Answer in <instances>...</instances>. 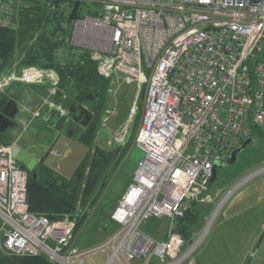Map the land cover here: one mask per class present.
I'll return each mask as SVG.
<instances>
[{
  "label": "built area",
  "instance_id": "2783aa9c",
  "mask_svg": "<svg viewBox=\"0 0 264 264\" xmlns=\"http://www.w3.org/2000/svg\"><path fill=\"white\" fill-rule=\"evenodd\" d=\"M65 1L72 50L88 52L105 78L146 84L135 140L144 157L112 213L116 231L103 245L79 251L75 217L51 220L32 212L29 172L13 158L12 146L0 147V254L84 264L105 251V264H184L205 231L187 242L175 227L162 240L142 227L152 218H183L211 184L215 163L264 124V0ZM10 10L9 4L0 8L4 26L12 22ZM45 79L57 86L52 71L12 70L0 76V93ZM263 173L264 167L238 185Z\"/></svg>",
  "mask_w": 264,
  "mask_h": 264
},
{
  "label": "rangeland",
  "instance_id": "374dc122",
  "mask_svg": "<svg viewBox=\"0 0 264 264\" xmlns=\"http://www.w3.org/2000/svg\"><path fill=\"white\" fill-rule=\"evenodd\" d=\"M58 1L63 11L67 2ZM14 3L17 5L19 0ZM82 9L80 15H85ZM21 56L22 54L19 53L14 56L12 68L20 66ZM43 82L51 101L54 94L49 90L56 86L51 79L28 86L35 92L41 93L40 102L43 99ZM109 83L105 106L102 110L104 121L101 122L100 130L97 132V144L99 148L112 154L113 160L103 182L95 185L94 193L89 198L81 196L76 208L71 212L77 222L73 248L79 251L103 245L116 231L117 226L111 218L112 213L132 182L139 161L144 157V151L135 144V140L143 114L146 84L129 83L121 76L109 79ZM56 88L57 91L61 90L58 86ZM20 89L19 84H14L7 90H11L16 97L24 92ZM40 108L36 104L30 111L20 110L15 118L17 127L9 129L7 135L0 136V147L14 144L27 146L28 149L34 150L33 155L36 158L41 159L37 167L38 171L46 166L53 170L55 176L70 177L81 160L92 151L80 142V134L75 136L66 134L68 126L62 133L49 125H46V130H43V108L41 111ZM262 128L264 124L260 127ZM262 167H264V134L254 130L252 141L238 153L236 162L219 167L215 181L211 182L200 198L189 203V207L194 209L195 214L189 215L190 218L186 219L187 226L184 228V233L179 229L182 224L180 219L171 223L166 218L148 220L142 227L143 231L154 239L162 240L168 238L171 228L175 227L176 233L187 242L193 238L196 239L197 235L205 231L204 240L196 254L184 263L194 264L199 251L209 239L212 228L219 220L224 206L231 202L238 189L255 187L256 182L262 181L264 175L238 184ZM83 189L86 193L87 189L85 187ZM188 235L189 238L186 237ZM104 248L110 250L109 245ZM106 260L107 253L98 251L89 255L84 264H105Z\"/></svg>",
  "mask_w": 264,
  "mask_h": 264
},
{
  "label": "trees",
  "instance_id": "16d2710c",
  "mask_svg": "<svg viewBox=\"0 0 264 264\" xmlns=\"http://www.w3.org/2000/svg\"><path fill=\"white\" fill-rule=\"evenodd\" d=\"M15 1L0 0V8L3 4H9V20H12L7 26L0 23V76L16 68H12V64L14 56L19 53L22 54L21 63L14 70L20 72L25 67L37 66L52 71L58 77L57 86L61 90L70 93L86 90L97 98L99 109H103L109 79L99 74L98 63L91 59L88 52L72 50L66 42L68 33L63 26L68 18L65 9L62 11L60 8V1L19 0L17 5ZM60 33L63 34L61 38L58 36ZM5 98L10 99V94L0 93V101ZM263 129L259 127L255 130L264 134ZM98 131V124L91 125L80 136V142L92 152L81 160L70 177L55 176L53 170L46 166L37 170L35 178L29 175L28 202L32 212L46 215L51 220L73 217L71 212L80 197L89 198L94 193L95 185L103 182L113 155L99 148ZM0 136L4 134L0 133ZM193 210L189 207L180 219V232H185V221L190 218L189 215L195 214ZM0 264L50 263L43 255L0 254Z\"/></svg>",
  "mask_w": 264,
  "mask_h": 264
},
{
  "label": "crops",
  "instance_id": "0c3cea01",
  "mask_svg": "<svg viewBox=\"0 0 264 264\" xmlns=\"http://www.w3.org/2000/svg\"><path fill=\"white\" fill-rule=\"evenodd\" d=\"M19 86L24 92L16 97H25V101H20V110L30 111L39 102L41 93L27 85ZM45 87L43 83V97L47 93ZM7 93L16 98L11 90ZM44 112L43 130L49 125L59 133L64 132L65 126L58 129L51 125L49 115ZM196 260L194 264H264V177L255 187L236 191L231 202L222 209Z\"/></svg>",
  "mask_w": 264,
  "mask_h": 264
},
{
  "label": "water",
  "instance_id": "95a60500",
  "mask_svg": "<svg viewBox=\"0 0 264 264\" xmlns=\"http://www.w3.org/2000/svg\"><path fill=\"white\" fill-rule=\"evenodd\" d=\"M79 4V2L76 3L69 20L75 17ZM74 94V96H69L65 99V101H63V111L73 113L74 108L78 104L85 103L88 100H93V96L90 94V92L86 90H80L75 92ZM61 95L62 91L58 90L57 94L55 95V100L59 101L58 98ZM19 112L20 102L17 99L11 97L10 99L5 98L0 101V133L4 134L10 128H14L17 126L15 118L19 114ZM53 112L54 110H51L50 115L48 117L50 118V124L56 126L57 122L60 121L59 126H57L56 128L62 129L65 126V121L68 117L64 116L63 113H61L60 111H56L54 113ZM251 141L252 138L247 139L243 144L234 149L228 158L215 163L213 169L212 182H214L216 179L219 167L227 166L228 164L236 162L238 153L243 151ZM12 156L22 167L26 168L31 173L32 177H36V167L38 165V160L33 155L28 153L21 146L14 144L12 145Z\"/></svg>",
  "mask_w": 264,
  "mask_h": 264
},
{
  "label": "flooded vegetation",
  "instance_id": "af4514ba",
  "mask_svg": "<svg viewBox=\"0 0 264 264\" xmlns=\"http://www.w3.org/2000/svg\"><path fill=\"white\" fill-rule=\"evenodd\" d=\"M60 91H62V95L58 98L59 101L55 100V95L58 92L57 88H56L55 93H52L50 91V93L54 94V97L51 99V101L49 99V97H50L49 94L46 93V95L43 97V99L37 103L39 105V107H41L40 111L43 108V111L45 110L44 113H46L47 115H50L51 110H54V112L60 111L61 113H63L64 116H67L68 118L65 121V127L68 126V128H67L68 133H66V134L70 135V136H75L76 134L77 135L80 134L79 135V138H80V136L89 128V126L98 124V126L100 127L101 122L104 121V118H103L104 112L102 111L103 109H101V108L99 109L98 100L93 94L90 93L93 96V100H88L85 103L78 104L74 108L73 113H70L68 111L62 110V103H63V101H65V99L67 97L74 96L75 94L67 92V91L64 92L63 90H60ZM15 99H17L19 102L25 101V97L24 98L18 97ZM40 105H42V106H40ZM59 124H60V121L57 122L55 127L59 126ZM6 134L7 133H4V135H6ZM17 145L21 146L23 149H25L31 155L34 154L33 153L34 150L32 151V150L28 149L27 146H23L20 144H17ZM36 159L38 160V165H39L41 159L40 160L38 158H36ZM38 165H37V167H38ZM37 167H36V172H37ZM29 175H31L30 172H29Z\"/></svg>",
  "mask_w": 264,
  "mask_h": 264
}]
</instances>
